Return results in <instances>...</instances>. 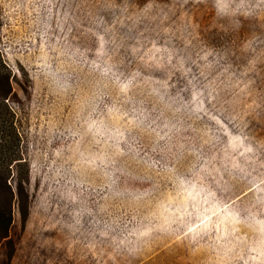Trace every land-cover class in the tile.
I'll list each match as a JSON object with an SVG mask.
<instances>
[{"label": "rangeland", "instance_id": "rangeland-1", "mask_svg": "<svg viewBox=\"0 0 264 264\" xmlns=\"http://www.w3.org/2000/svg\"><path fill=\"white\" fill-rule=\"evenodd\" d=\"M0 58V264H264V0H0Z\"/></svg>", "mask_w": 264, "mask_h": 264}, {"label": "trees", "instance_id": "trees-1", "mask_svg": "<svg viewBox=\"0 0 264 264\" xmlns=\"http://www.w3.org/2000/svg\"><path fill=\"white\" fill-rule=\"evenodd\" d=\"M12 93L10 71L0 58V246L10 234L14 202L18 201L24 218L28 212L26 184L29 175L22 157L15 115L8 104Z\"/></svg>", "mask_w": 264, "mask_h": 264}]
</instances>
